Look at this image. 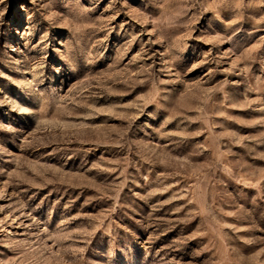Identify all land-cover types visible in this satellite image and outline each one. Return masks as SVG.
<instances>
[{
    "label": "rangeland",
    "instance_id": "1",
    "mask_svg": "<svg viewBox=\"0 0 264 264\" xmlns=\"http://www.w3.org/2000/svg\"><path fill=\"white\" fill-rule=\"evenodd\" d=\"M264 264V0H0V264Z\"/></svg>",
    "mask_w": 264,
    "mask_h": 264
},
{
    "label": "bare ground",
    "instance_id": "2",
    "mask_svg": "<svg viewBox=\"0 0 264 264\" xmlns=\"http://www.w3.org/2000/svg\"><path fill=\"white\" fill-rule=\"evenodd\" d=\"M132 264H136L135 262H133Z\"/></svg>",
    "mask_w": 264,
    "mask_h": 264
}]
</instances>
